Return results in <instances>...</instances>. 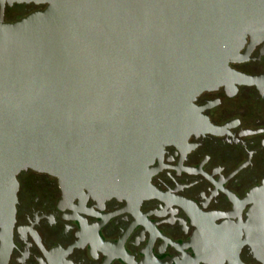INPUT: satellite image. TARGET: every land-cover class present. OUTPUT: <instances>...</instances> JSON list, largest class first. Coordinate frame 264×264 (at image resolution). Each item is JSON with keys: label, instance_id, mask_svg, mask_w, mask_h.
Returning a JSON list of instances; mask_svg holds the SVG:
<instances>
[{"label": "water", "instance_id": "obj_1", "mask_svg": "<svg viewBox=\"0 0 264 264\" xmlns=\"http://www.w3.org/2000/svg\"><path fill=\"white\" fill-rule=\"evenodd\" d=\"M44 4L15 22L6 5ZM0 209L17 175L66 192L149 190L150 164L198 126L193 102L264 40V0H0Z\"/></svg>", "mask_w": 264, "mask_h": 264}, {"label": "flooded vegetation", "instance_id": "obj_2", "mask_svg": "<svg viewBox=\"0 0 264 264\" xmlns=\"http://www.w3.org/2000/svg\"><path fill=\"white\" fill-rule=\"evenodd\" d=\"M45 7L6 5L3 20ZM229 67L193 102L199 126L150 164L141 200L22 170L13 218L0 209V264H264V40Z\"/></svg>", "mask_w": 264, "mask_h": 264}]
</instances>
